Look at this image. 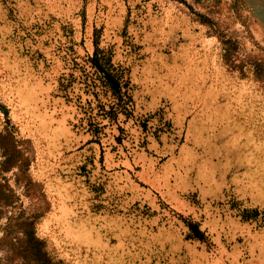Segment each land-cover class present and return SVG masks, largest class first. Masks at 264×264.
Masks as SVG:
<instances>
[{
    "label": "rangeland",
    "instance_id": "1",
    "mask_svg": "<svg viewBox=\"0 0 264 264\" xmlns=\"http://www.w3.org/2000/svg\"><path fill=\"white\" fill-rule=\"evenodd\" d=\"M93 36L134 107L75 87ZM0 102V264H264V0H0ZM90 128L180 146L105 176Z\"/></svg>",
    "mask_w": 264,
    "mask_h": 264
},
{
    "label": "trees",
    "instance_id": "2",
    "mask_svg": "<svg viewBox=\"0 0 264 264\" xmlns=\"http://www.w3.org/2000/svg\"><path fill=\"white\" fill-rule=\"evenodd\" d=\"M99 39H100V36H96V38H95V36H93V52L88 53V51H87L86 59L90 63V66L93 68V70L90 71V70L79 68L80 69L79 71H83L84 72V77L85 78H84V80L83 79H79L78 85H76L75 87H78V90H80V87H83V90L86 93H88V95H86V100L88 99L89 102H90L91 98L94 97L95 93L97 92V90H98L97 88H99V86L97 85V82H99V83H102L101 87L107 88L109 91H111V93L114 96H116L117 100H119V99L122 98L123 95L124 96H128L127 92L125 91L126 86L123 84L124 75H123V72L120 69L116 68L117 65L115 66V64H114V61H113L114 52L110 51V47H107V49H105L103 46H100ZM112 44H114V43H112ZM68 57H70V56H68ZM69 59H72L73 61H76L77 58L73 55L72 58H69ZM115 59L119 60L120 58L118 56V58H115ZM76 64L79 65L78 62H76ZM73 69L74 68H69V69H66V70H69L68 72H70V71L72 72V71H74ZM98 73H99L100 77L98 76ZM129 76H130V79L132 81V79H134V78L132 77L131 74ZM130 85L132 87L133 86L135 87L136 86L135 80H134V83L132 82ZM75 87H73V88H75ZM58 96H60V95H58ZM128 99H129V103L133 104L132 107H134V103L133 102H135V100L132 98L131 95L128 96ZM94 100H96L95 97H94ZM82 105L83 104H81L77 100L76 108L81 110V112L83 114L82 116H88V117H85V119L86 118H91V115L93 113L92 112H87L88 111L87 108H84ZM72 108L70 107L71 111H72ZM98 108L100 109V116H98L97 112H95L94 115L97 116V117H101L102 118L103 122L101 123V126H103V128H105L104 130L106 131V132H103L104 134H110L111 131H112L111 127L114 126V125H117V128L119 130H123L124 125H125L124 124L125 121L126 122H128L130 120L132 121L133 115L132 114L128 115V112H127L129 110V108H131L130 106H128V104H126V106L124 107V110H121L119 108L120 109V111H119L118 110V105H117V107L113 108V111H115L113 117L111 116L113 112L112 113H106V107H104V105H99ZM0 109H1L2 112H4L7 115L9 109L2 102H0ZM109 109L111 110L112 108H109ZM119 112H122V114H126V119H124V121L122 122L123 124L121 123V121H118L119 120ZM108 116L110 118H112L113 120L108 119ZM130 117H132V118H130ZM149 122H152V121H149ZM107 128H109V129H107ZM85 132L86 133H81V135H83V136H85L87 134L86 135L87 139H86L85 144H84V146H85L84 150L86 151V153H88V150L92 153V152L95 151V147L94 146L96 145L98 153H99V162H98L99 168H100L101 171H103L102 173L105 176L114 175V174H117L119 172H128L129 174H134V172L136 171L135 169L137 167L136 162H135V164H133V166L130 168V170H122V171H118V172H116V171H107L103 167L104 153L108 152L110 149L113 150V148H114V151H117V149L122 148L125 151L126 154L131 155V156L134 154V152L127 153L126 150L123 148L122 145L125 144V146H126V141L124 139L122 141H120V143L122 145L119 146L120 145V144H118L119 140L117 141V138L119 137V134H116V136L114 138L115 140L113 141V143L110 142L108 144H104V142L100 138H97V135H95L94 128L86 129ZM142 133H143V130H142ZM150 139H153V137L150 138ZM150 139H148V140H150ZM169 139H172L173 141H170ZM165 141H170L172 143L173 142L174 143H178V145L180 146V143L177 141V139H175L173 137L168 138ZM171 146L173 147L174 144H172ZM137 148L139 149L140 147L138 146ZM137 148H136L135 152L137 151ZM119 152H121V151H119ZM94 154L92 155L93 157H89V160H88L89 162L90 161L91 162H95L96 161L95 160V156L96 155L94 156ZM163 155L164 154H162V156ZM166 155L169 156V155H173V154H166ZM91 164L93 165V163H90V165ZM84 173H85V174H83L84 178L90 177L91 174H92V168L89 166L88 169ZM80 176L81 175H79V177ZM85 182L89 183V181L88 180L86 181V179L84 180V184H85ZM100 184H101V182L97 181L96 182V187L93 184V182H92V184L89 183L88 185H90L89 186L90 188L95 187L97 189ZM84 186H87V185H84ZM110 186H113V185H110ZM31 238H32V242H34V244H35L34 246L36 247V252H35L36 260L38 262H41L42 260H44L45 264H49L47 259H46L48 257V253L43 251V247H42V243H41L40 237L36 236L35 233L34 234L31 233ZM49 261H51L54 264H66L62 259L61 260L60 259H57V260L53 259L52 260V258H51V260L49 259Z\"/></svg>",
    "mask_w": 264,
    "mask_h": 264
},
{
    "label": "crops",
    "instance_id": "3",
    "mask_svg": "<svg viewBox=\"0 0 264 264\" xmlns=\"http://www.w3.org/2000/svg\"><path fill=\"white\" fill-rule=\"evenodd\" d=\"M121 146L122 144L118 142ZM174 144L172 147L171 145ZM122 146H125L122 145ZM142 148L141 146H139ZM139 148V149H140ZM121 148L114 151L110 149L108 152L104 153L103 167L107 171H122L130 170V168L135 164V162L142 156L152 155L155 157H160L162 154H174L178 149V143H172L170 141H165L164 139L154 138L147 141L146 147L143 149V152L138 151V156H131L125 153L124 150L119 152Z\"/></svg>",
    "mask_w": 264,
    "mask_h": 264
}]
</instances>
